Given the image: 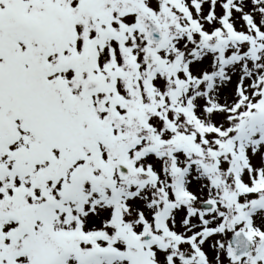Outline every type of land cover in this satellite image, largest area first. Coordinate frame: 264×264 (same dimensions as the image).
Listing matches in <instances>:
<instances>
[{"label": "rangeland", "instance_id": "rangeland-1", "mask_svg": "<svg viewBox=\"0 0 264 264\" xmlns=\"http://www.w3.org/2000/svg\"><path fill=\"white\" fill-rule=\"evenodd\" d=\"M18 1L0 0V11L10 4L17 6ZM49 1L27 4L40 16ZM113 1L58 0L56 5L69 18H79L74 15L81 8L92 7L106 30L113 25L110 43L101 48L105 65L119 58L129 40V93L123 96L119 107L123 118L117 123L122 138L129 120V156L125 157L136 170V177L120 183L125 191L121 203L110 186L84 184L83 241L69 231L74 221L69 228L63 219H56L59 234L55 236L75 239L61 250V254L67 249L73 252L66 264H246L251 260L264 264V244L258 238V230H264V0H180L185 5L181 11L175 10L174 0H129V13L126 0L114 9ZM143 13L166 33L152 73L145 70L150 44ZM196 17L209 38L192 30L190 19ZM83 23L86 42L90 35L97 38L89 22ZM149 140L159 144L158 157L142 155ZM116 153L120 157L119 150ZM108 159L105 165L116 157L109 154ZM182 170L187 171L189 185L179 190L175 184ZM235 172L238 176L233 177ZM133 180L140 183L138 187ZM237 185L245 188L237 191ZM181 191L189 197H180ZM205 201L215 204L212 212L200 210ZM168 204L173 214L160 222L159 213ZM2 205L19 208L6 198ZM254 205L259 210L246 225L245 213ZM78 210L76 205L74 213ZM0 222L7 225L2 213ZM208 228L215 231L213 235H205ZM239 230L252 238L254 248L249 257L235 261L229 240ZM148 231L156 236L154 245L143 242L142 234ZM8 242L10 249L5 240L0 250L2 264H40L33 241L24 240V249ZM190 254L195 258L190 259Z\"/></svg>", "mask_w": 264, "mask_h": 264}, {"label": "flooded vegetation", "instance_id": "flooded-vegetation-1", "mask_svg": "<svg viewBox=\"0 0 264 264\" xmlns=\"http://www.w3.org/2000/svg\"><path fill=\"white\" fill-rule=\"evenodd\" d=\"M16 20L20 18L3 22ZM23 21L32 24L31 20ZM115 78L101 67L92 69L85 52L67 39L58 41L56 34L48 35L40 48L27 37L0 29L3 194L44 199L55 181L74 178V170L87 162V147L96 142L100 148L129 145L128 120L123 138L127 142L111 146L118 132L110 89ZM90 80L101 88L84 96L83 87ZM66 99H71L70 103ZM92 105L95 111H90ZM90 129L96 134L94 138L85 135Z\"/></svg>", "mask_w": 264, "mask_h": 264}, {"label": "bare ground", "instance_id": "bare-ground-1", "mask_svg": "<svg viewBox=\"0 0 264 264\" xmlns=\"http://www.w3.org/2000/svg\"><path fill=\"white\" fill-rule=\"evenodd\" d=\"M148 157H150V156H148ZM158 173L161 175L162 173H163V170H160V171H158ZM185 179V173L183 174V176H182V180H184ZM180 185H184V186H188L189 185V182H186V181H181L180 182ZM180 188V187H179ZM172 214H173V211H172V213L168 216L169 218L172 216ZM186 215V214H185ZM181 218H179L178 217V221L180 220Z\"/></svg>", "mask_w": 264, "mask_h": 264}]
</instances>
